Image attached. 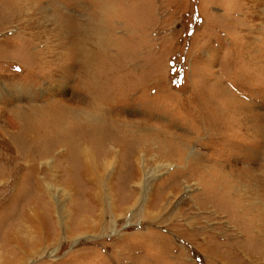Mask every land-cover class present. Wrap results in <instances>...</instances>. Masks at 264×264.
I'll list each match as a JSON object with an SVG mask.
<instances>
[{"label": "rangeland", "instance_id": "1", "mask_svg": "<svg viewBox=\"0 0 264 264\" xmlns=\"http://www.w3.org/2000/svg\"><path fill=\"white\" fill-rule=\"evenodd\" d=\"M62 112L118 123L101 209L21 160ZM0 264H264V0H0Z\"/></svg>", "mask_w": 264, "mask_h": 264}, {"label": "bare ground", "instance_id": "2", "mask_svg": "<svg viewBox=\"0 0 264 264\" xmlns=\"http://www.w3.org/2000/svg\"><path fill=\"white\" fill-rule=\"evenodd\" d=\"M99 102L100 101L98 100L96 101L97 108L99 107ZM50 117H52V119L50 118L51 120H47L44 122V124L42 123V129H46L47 131H44V133L49 134L50 136H55V138L53 140L50 139L52 141L48 140V145H45L46 143H44L43 146L40 145V147H38L39 153L37 155H23L21 160L24 162V167L33 176L31 179L36 180L35 175L38 172L37 163L41 161V163L50 167V158L54 157L53 167L58 173L63 174L65 188L67 191H71L70 187H72L73 184L69 178L70 175H68L70 172L69 166L71 162H75L77 164V168L73 175H76L82 180H87H85V183L88 188V192L84 194V198L88 199L89 205L94 210L97 208L101 209L103 207L101 203L106 193L103 192V189L106 187V185L104 183L102 185L103 181L98 178V170L106 171L109 168L115 166L116 160L120 157L121 153H123L125 149L122 150L119 146H117V144H119V140L111 138L107 139L106 137L101 136L99 134V129H101L102 126L107 127L105 125L109 124L112 125L111 129L114 130L116 129L114 126H116L118 123L116 121L108 122V120L103 117V115H100L97 112L93 114H86L78 118L72 117L66 112L53 113ZM44 120H46V118H44ZM100 125L102 126L100 127ZM94 149H96V151ZM97 150L99 152H97ZM132 151L128 152V154H125L126 156L128 155V159H135L138 164L139 162L142 163L141 160L143 159H140V157L136 159V155L133 153L134 151ZM169 151L170 155H172L171 150ZM135 175H138L137 172H135ZM33 187L35 191H40L41 187L38 180L33 182ZM73 191L75 192L74 189ZM106 191H109L108 184ZM129 198H132V196L129 195L126 199L129 200ZM127 205L132 208L133 203L130 201L128 204H126V206ZM93 209L90 210V214L95 212ZM44 210L47 211L45 208ZM90 216L92 217V215ZM28 219L30 222L36 223L34 218L28 217Z\"/></svg>", "mask_w": 264, "mask_h": 264}]
</instances>
